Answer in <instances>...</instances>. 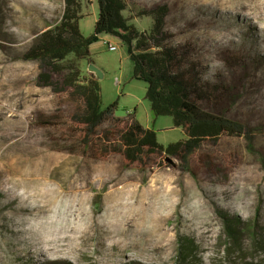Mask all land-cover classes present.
<instances>
[{"label":"rangeland","instance_id":"obj_1","mask_svg":"<svg viewBox=\"0 0 264 264\" xmlns=\"http://www.w3.org/2000/svg\"><path fill=\"white\" fill-rule=\"evenodd\" d=\"M81 2L88 37L99 7ZM127 3L140 31L167 7L173 42L192 50L225 92L218 111L249 135L205 141L187 162L144 155L127 165L108 142L82 145L54 89L60 77L24 59L60 22L63 0H0V264H264V0ZM90 54L76 64L102 72V109L117 101L115 117H133L165 147L186 139L171 117L153 116L118 38L98 37Z\"/></svg>","mask_w":264,"mask_h":264},{"label":"trees","instance_id":"obj_2","mask_svg":"<svg viewBox=\"0 0 264 264\" xmlns=\"http://www.w3.org/2000/svg\"><path fill=\"white\" fill-rule=\"evenodd\" d=\"M96 1L99 14L92 35L85 37L80 30L81 0H63L60 22L39 34L24 55L41 70L60 77L61 87L54 89L71 107L66 126L82 145L92 146L94 140L108 142L127 165L141 162L144 155H168L187 162L205 141L249 135L243 123L218 111L225 92L205 77L192 50L173 42L165 28L166 6L151 10L152 27L140 31L125 16L127 0ZM102 35L118 38L125 45L133 64L132 78L147 85L145 99L153 116L171 117L186 139L165 147L158 143L153 129L131 116L115 117L117 101L102 109L98 78L90 72L83 75L76 64L82 60L91 63L90 47ZM70 56L75 61H69ZM40 78L50 83V75L43 73Z\"/></svg>","mask_w":264,"mask_h":264},{"label":"water","instance_id":"obj_3","mask_svg":"<svg viewBox=\"0 0 264 264\" xmlns=\"http://www.w3.org/2000/svg\"><path fill=\"white\" fill-rule=\"evenodd\" d=\"M88 71L90 72V73H93V74H95V76L99 79V78H101L103 75H102V72L97 68V67H95L94 65H89V69H88Z\"/></svg>","mask_w":264,"mask_h":264},{"label":"built area","instance_id":"obj_4","mask_svg":"<svg viewBox=\"0 0 264 264\" xmlns=\"http://www.w3.org/2000/svg\"><path fill=\"white\" fill-rule=\"evenodd\" d=\"M106 44L110 51H117L118 47L116 45H112L109 42H107Z\"/></svg>","mask_w":264,"mask_h":264},{"label":"crops","instance_id":"obj_5","mask_svg":"<svg viewBox=\"0 0 264 264\" xmlns=\"http://www.w3.org/2000/svg\"><path fill=\"white\" fill-rule=\"evenodd\" d=\"M107 36V35H106Z\"/></svg>","mask_w":264,"mask_h":264}]
</instances>
